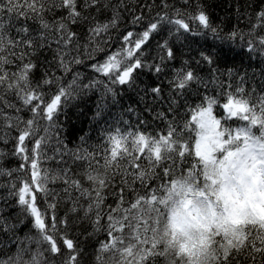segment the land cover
Segmentation results:
<instances>
[{
	"label": "snow or ice",
	"instance_id": "snow-or-ice-1",
	"mask_svg": "<svg viewBox=\"0 0 264 264\" xmlns=\"http://www.w3.org/2000/svg\"><path fill=\"white\" fill-rule=\"evenodd\" d=\"M225 2V15L216 23L207 0H159V3L157 0H144L143 3L135 0L139 11L137 7H130L126 0H83L82 4L80 0H0V105L15 109L17 113L25 108L33 114L32 118L23 121L19 116L5 115L0 108V118L6 122L0 131V143L9 142L12 129L18 132L17 136L11 137L14 147L8 152L0 150V176L12 177L13 173H20L17 176L19 183L12 180L0 185L8 189L7 196H0V201L5 202V206H0V233L11 235L17 246L11 255L6 247H0V264H57L59 257H63L62 264H81L93 246L96 264H161V260L164 264H183L181 253L191 255L194 249H207L209 245L214 249L217 264H264V192L258 193L259 189H264V96L245 93L242 86H237L236 92L250 98H234L232 93L226 94L227 102L223 104L227 113L225 119L235 117L247 122L246 126L234 131L213 115L217 100L205 96L207 106L199 105L192 116L197 137L194 147L196 161L180 179H172L158 187L149 184L161 180L156 169L163 167L166 161L170 163L163 167V176L169 177L192 155L184 129L179 128L181 101L187 106L189 93L199 95L200 88H215L219 95H225L221 79L225 73L217 66V58L203 48L194 49L191 38L246 40L249 52L259 51L264 55V35L261 34L264 33V0ZM228 9H234L231 15ZM58 10H63L66 15L56 19ZM109 11L111 18L101 22L100 17ZM49 15L52 20L48 19ZM126 16L131 17L128 23L132 28L139 26L143 30L127 31L123 44L108 55V41L113 39L109 30L117 29L118 21ZM233 19L234 27L224 34ZM241 21L249 28L248 32L239 27ZM70 25H87V42L83 48L87 51L90 45H94L88 53L89 59H94L95 53H105L104 62L92 64V69L107 83L96 79L81 85L79 72H74L71 82L64 83L65 77L73 72L70 65L84 63L79 55L71 57L73 51L79 53L81 44L79 34L72 31ZM156 36H160L163 42L157 41L156 56L149 60L145 49L151 47V39ZM181 37L188 41L183 47L189 58H184L185 52L178 53L175 45L169 42ZM45 53H50L52 58ZM177 60H181V66L174 68L172 78L167 80V97L163 94L162 83L155 86L137 84L140 70L152 72L159 80L169 62ZM12 65H15V71L10 70ZM202 66L207 67L205 75L199 73ZM57 69L62 70L64 76H58ZM36 72H40L39 79L35 78ZM235 75L232 69H228L230 81ZM244 79L240 77V85ZM101 84L104 90L97 104V115L103 111L105 97L116 92L113 86L139 87L143 112L149 113L152 121L146 120L143 112L138 121L145 125L164 121L166 135L122 133L116 128L114 134L109 132L107 136L111 143L110 155L102 166L93 165L95 157L87 148L68 149L62 138L64 128L58 122L63 101L77 92L86 94L83 89ZM192 85L196 88L193 89ZM46 86L49 89L54 87L56 91L50 93ZM227 87L231 88L232 83ZM12 95L22 102L20 107L8 99ZM49 96L50 102L47 100ZM128 112L134 113L136 109L130 106ZM254 128H258V135L253 132ZM41 131L44 135L36 138ZM34 138L29 155L27 144ZM53 138L57 145H64V150L57 147L55 155L49 157L44 149ZM80 141L86 143V136H81ZM128 144H131V150ZM125 156L129 158L132 170L109 174L113 162ZM9 157L25 163L18 169H5L2 162ZM55 157H59L58 164L64 167L50 176L47 170L41 169L40 161ZM142 158L148 161L147 168L138 163ZM78 161L87 162L85 174L90 188L83 187L72 177L69 162L76 165ZM29 162L30 178L27 175ZM101 167L105 172L100 171ZM117 176L122 185L119 191L115 190ZM58 181L64 184L62 194L48 186ZM137 182L139 190L133 188ZM126 189L135 194V201L130 209H124L125 212L143 207L146 212L154 214V220L149 216L143 224L137 220L138 227L130 235L125 234L130 227L129 215H114L126 202ZM106 191L117 200L116 208L104 209ZM74 192L78 195L74 196ZM257 194L260 202L254 203ZM13 197L21 213L30 220L35 236L26 234L21 239L15 235L19 224L10 223L4 215L7 202ZM41 198L44 207L40 206ZM62 201L71 203L63 217L59 215ZM81 201H86V206ZM220 205V214L224 217L222 224L217 222L216 213ZM177 206L184 209L186 219L181 217L178 221L174 211ZM249 207L253 209L252 218L246 212ZM201 208L211 211L201 213ZM165 216L168 217L172 240L166 239L167 231L163 235L160 233ZM23 223L21 220L20 224ZM72 226L79 228L75 237L69 236ZM193 227L200 233L198 240L191 235ZM178 230L187 239L180 245V252L173 254L170 247ZM102 234H106L105 239L98 238Z\"/></svg>",
	"mask_w": 264,
	"mask_h": 264
},
{
	"label": "trees",
	"instance_id": "trees-1",
	"mask_svg": "<svg viewBox=\"0 0 264 264\" xmlns=\"http://www.w3.org/2000/svg\"><path fill=\"white\" fill-rule=\"evenodd\" d=\"M115 2H118V0H115ZM144 0H140V3H143ZM150 2V0H149ZM208 3L211 4L210 11L213 15L214 22L218 23L219 18L225 15L227 4L225 0H207ZM80 3H83V0H80ZM126 3L129 4L130 7H137V11H139L138 6L135 3V0H126ZM157 3H159V0H157ZM179 6V5H177ZM227 11L229 15L234 11V9H228ZM94 12V9H93ZM66 15V12L63 10H58L56 13V19H59L60 16ZM112 13L106 12L100 17V21L103 22L106 18H111ZM49 20H52L53 17L49 15ZM131 17L126 16V18L122 21H118V28L117 29H110L109 35L113 38L112 40L108 41V47L106 48V52L108 55H111L113 52L117 51V49L120 47L121 44H123V36L127 34V31L133 30V31H142L143 28L137 26L135 29L131 27V25L128 23L130 21ZM31 23V21H29ZM253 23L255 21L253 20ZM235 25V21L230 20L227 28L225 30V33L228 29L233 28ZM72 31H75L80 36V44L81 48L79 50V53L73 51L71 54V57H75L79 55V57L84 61L81 65L71 64L70 67L73 69V72H70L64 80V83L67 84L71 82L72 75L74 72H79L81 75L80 84L86 85L89 84L91 81L100 79L103 80L104 83H107V80L102 77L100 73H95L92 69V64L96 62L103 63L106 59L105 53H95L94 59L88 58V53L91 52L92 47L94 45H90L88 50L85 51L83 48V45L87 42L86 40V33H87V25H70ZM239 27L243 28L245 32L249 31V28L245 25L244 21L240 22ZM13 34L14 30H13ZM264 35V33H261ZM165 38L167 37V33L164 34ZM193 40L192 47L194 49H205L208 53L212 54L217 58V66L219 67L220 71L225 73V75L221 78L224 81V93L225 95L221 96L219 95V92L215 88L211 89H199V95H194L189 93L187 99H188V105H184L183 101H181V106L178 109V112L180 114V120H179V128H183L185 132V137L188 139L189 143V150L192 152V155L187 158V163L180 165L179 168L176 169L173 175L169 177L163 176V167H167L168 163L170 161H166L163 165V167H158L156 169L157 174L161 177V180L159 181H150V187H158L161 183L169 182L172 179H179L183 176L187 175L188 169L191 167V164L196 161V158L194 156V147H195V140H196V132H195V124L192 122V116L195 114V110L199 105H202L204 107L207 106V104L204 102L205 96H211L214 99L217 100V103L213 105V115L222 121V124L233 131L246 126L247 122L240 121L238 118L233 117L231 120H226L225 117L227 113L225 112L223 108V104L227 102V93H232L234 98H250L249 96H244L242 93L236 92L237 86H242L245 90V93L254 94L256 96H264V55H261L259 51L257 52H249L246 45V40H235V41H226V40H216L212 37H208L206 40L205 38L201 37H195L191 38ZM159 42H163L160 36H156L155 39H151V47L145 49V53L149 54V60H151V57L156 56L155 51V45ZM171 44L175 45L178 53L180 51L185 52L184 58H189L187 55V49L183 47L184 44L188 43L183 37H181L179 40L172 38L169 41ZM125 47H128V45H124ZM45 55L48 56L49 59L52 58L50 53H45ZM69 57V59H71ZM181 66V60L169 62L168 67L166 68L165 74L160 77L159 80H157L152 72L145 70H140V75L137 79V84H149L152 86H155L156 84H163L164 88V96L167 97V93L169 91V87L167 84V80L171 79L173 76V69L174 68H180ZM194 66V65H193ZM11 71H15V65L9 66ZM228 69H232L236 75L232 77L231 81L229 80V77L227 76ZM207 72V67L202 66L199 69L200 75H205ZM56 74L58 76H64V73L62 70L57 69ZM243 76L244 83L240 85V77ZM40 72L35 73V78L39 79ZM232 83V87L228 88L227 85L229 83ZM111 86V85H109ZM116 90V92L113 94V96L105 97L104 105H103V111L100 115H97V104L101 100V95L104 90L103 84H101L99 87H91L87 89H83V93H74L72 97H69L67 100L63 101L62 104V111L60 112L58 116V122L62 124L64 131L62 133V138L64 140V145L67 146L68 149L75 150L77 148H87L89 153H92L94 155V160L92 161L94 166H102L105 164V160L109 158V149L111 147L110 141L107 139V136L109 135V132L115 133L116 128L121 129L122 133L127 132H143L147 135H166L167 133V126L166 122L164 121H158L149 123L147 125L142 124L138 121V116L141 112H143L144 108V102L141 99V97L138 95L140 88L139 87H128L126 85H116L113 86ZM192 88L195 89L196 85H192ZM46 91L50 93H54L56 89L53 87L51 89L47 88ZM50 96L47 98L48 102H50ZM8 99L15 103L18 107L21 106L22 102L17 100L14 95L8 96ZM133 107L136 109V112H128L129 107ZM0 108H3V112L5 115H11V116H19L23 121H26L30 118H32V113L22 108L19 113L15 111V109H8L4 108L3 105H0ZM143 116L146 120L152 121V116L147 113L143 112ZM171 115H169V119H171ZM6 122L0 118V131L3 130L2 126ZM42 124L45 122H41ZM253 132L257 135L259 134L258 128H254ZM18 135V132L15 129L11 130V135L9 138V142L7 144L0 143V150H3L5 152L10 151L14 147V140L11 139V137H15ZM44 135V133L41 131L38 133V136L36 138H39V136ZM86 136V143L81 144L80 137ZM35 138L28 142L27 147L29 149V155H31L30 150L34 146ZM64 145H57L55 138L51 140V143L49 146L45 147L46 155L49 157H52L55 155V151L57 147H59L62 151L64 150ZM129 149L131 150V144H128ZM135 154V153H134ZM67 159V158H66ZM59 157H55L54 159H45L40 161V167L42 170H47L49 175H55L57 174V171L59 168L64 167L63 165L58 164ZM3 166L5 169H18L20 164L25 163L23 160H20L18 158L9 157L5 159L3 162ZM138 163H141L144 168L148 167V161L146 159H141L138 161ZM69 165L71 167L72 177L73 179H76L80 181V183L85 188H90L91 184L87 180L86 177V169H87V162L86 161H78L76 165H71L69 162ZM28 177L30 178L31 172H30V162L28 164ZM124 169L132 170L131 165L129 163L128 157H122L118 158L117 161L113 162V165L110 166L108 169L109 174H112L113 172H122ZM100 171L103 173L105 172V169L103 167L100 168ZM20 173H13L12 177L8 176H0V185H5L10 183L12 180H16L17 183L20 181L17 180V176H19ZM116 184L117 188L116 191H119L120 187L122 185L120 184V177H116ZM52 189H56L57 191H60L62 194V189L64 187L63 181H58L55 184H49L48 185ZM133 188L140 189V185L137 182L133 185ZM8 189L6 187L0 186V196H7ZM143 194V193H142ZM73 195H78V193H73ZM107 196V199L104 204V209L107 210L109 207L116 208L117 207V200L107 195V191L105 193ZM125 198L126 202L121 207L120 212L114 213L117 217H123L124 215H129L130 217V227H128L125 230L126 235H130L137 227V220H139L140 224H143V221L145 219H148L149 216H152L154 220V214L151 212H146V210L142 208H138L137 210H130V212H125L124 209H130V205L132 202L135 201V194L130 190H125ZM81 203L85 204L86 201H81ZM0 206H5L4 201H0ZM41 207H44V201L43 198H41ZM71 207V203H65L61 202L60 204V211L59 215L61 217L64 216L65 210L67 208ZM142 213H145L143 215V218L141 219ZM9 218L10 223H16L19 224V227L16 229L15 235L21 239L25 237L26 234H29L31 236L36 235L35 229H32V224L29 219L25 217L24 214L20 211V206L16 203V198L13 197L7 202L6 211L4 213ZM24 220L23 224H20V221ZM106 220V217H105ZM31 229V232H30ZM79 231V228L77 226H72L69 229V236L75 237V233ZM91 231V229H89ZM106 234H102L99 236V239H105ZM83 239V237H81ZM13 237L8 234H2L0 233V247H6L9 251L8 254L11 255L16 252L17 246L15 243L12 242ZM62 244V241H60ZM30 247H35L34 245H30ZM67 252V249H65V253ZM90 255L83 257L81 264H96V258H95V247L89 248ZM63 257L57 258V264H62ZM161 264H164L163 260H161Z\"/></svg>",
	"mask_w": 264,
	"mask_h": 264
},
{
	"label": "clouds",
	"instance_id": "clouds-1",
	"mask_svg": "<svg viewBox=\"0 0 264 264\" xmlns=\"http://www.w3.org/2000/svg\"><path fill=\"white\" fill-rule=\"evenodd\" d=\"M259 192H264V189H259L258 193ZM259 202H260V195L257 194L254 203H259ZM170 208H172L171 205H170ZM221 209H222V205L218 206L216 208V213H217V222L222 224L224 222V217L221 216L220 214ZM174 211L177 213L178 221L180 220L181 217H184L185 219L187 218L184 212V209L182 207L177 206L175 207ZM199 211L201 213H207L211 210L201 208L199 209ZM246 212L248 214V217L252 218L253 209L249 207L246 209ZM184 226L186 227V225ZM230 227L232 226L230 225ZM237 230H239L238 227H237ZM165 231L168 232V236L166 237V239L172 240L171 229L169 228V221H168L167 216L163 218L162 224L160 225V233L163 235ZM199 234H200L199 231L195 227H193L191 230V235L194 240H198ZM221 237H223L222 231H221ZM186 239L187 237L182 235L181 232L178 230L176 233V239L172 242V245L170 247V251L173 254L179 253L180 245L185 243ZM214 242H215V238H214ZM214 256H215V253H214V249L212 245H209L207 249H200V248L194 249L191 255L181 253L183 264H217V261L215 260Z\"/></svg>",
	"mask_w": 264,
	"mask_h": 264
}]
</instances>
